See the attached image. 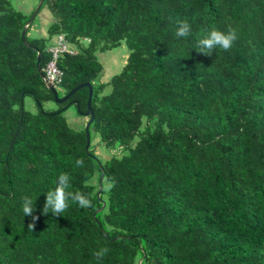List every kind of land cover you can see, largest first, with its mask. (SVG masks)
Masks as SVG:
<instances>
[{"label":"trees","instance_id":"16d2710c","mask_svg":"<svg viewBox=\"0 0 264 264\" xmlns=\"http://www.w3.org/2000/svg\"><path fill=\"white\" fill-rule=\"evenodd\" d=\"M44 9L46 35L32 37L34 21L27 46L33 13L0 0V264H264V0H45ZM181 21L192 26L186 39L174 35ZM229 26L230 50L199 52L200 39ZM61 36L75 54L58 61V92L93 84L96 158L66 104L51 109L37 69L38 51L44 71ZM123 44L125 66L102 83L99 54ZM88 98L84 88L69 101L87 123ZM65 173L67 191L91 207L70 200L45 215ZM103 174L114 186L98 197Z\"/></svg>","mask_w":264,"mask_h":264},{"label":"clouds","instance_id":"9594fccd","mask_svg":"<svg viewBox=\"0 0 264 264\" xmlns=\"http://www.w3.org/2000/svg\"><path fill=\"white\" fill-rule=\"evenodd\" d=\"M192 26L187 21H181L178 23L175 37L177 39L187 38L191 35ZM238 39L237 32L234 28L228 27L227 31H221L217 29L211 30L207 36L200 39L197 42L196 47L199 48V52L204 55H211V53L217 49H223L225 51L230 50L233 47L234 42ZM77 167H83L84 161L77 160ZM71 178L68 174H61L57 179V184L54 190L49 191L46 194V201L43 208V213L47 215L49 210H51L52 215L60 216L61 213L65 212L69 208V201H73L78 204L80 208L91 207V200L89 195L83 192H70L67 189L71 186ZM114 186V180L105 178L103 190L105 192L111 191ZM33 200L30 197L25 196L23 198L22 209L25 216H32L34 212ZM35 220L36 217H33ZM33 224L29 225L32 229ZM108 252L107 248L100 249L94 253V256L99 260L104 257Z\"/></svg>","mask_w":264,"mask_h":264},{"label":"rangeland","instance_id":"374dc122","mask_svg":"<svg viewBox=\"0 0 264 264\" xmlns=\"http://www.w3.org/2000/svg\"><path fill=\"white\" fill-rule=\"evenodd\" d=\"M12 2V5L15 9L22 11L26 14L34 13L36 10L39 1L40 0H10ZM51 17L50 13L48 11L42 10L39 14V16L36 18L34 26L32 27L31 34L32 37L37 36H44L46 35V29L48 27V23ZM48 17V18H47ZM129 55V50L125 44H123L121 47L105 52L103 54H99V59L101 63L104 66L103 73L100 75V79L102 83H109L111 78H113L115 75L121 73L123 67L125 66L127 62V58ZM58 91L60 94H64V89H61V87L57 86ZM111 90V87L108 86L106 89V93H108ZM26 105L27 109L35 111V103L32 99L27 98L26 99ZM51 109H57L58 104L56 103H50L49 104ZM64 112V116L67 118L70 127L76 129H85L87 123V118L85 116H82L78 113V110L72 106L69 109H66ZM95 153L100 158H103V160H106L110 158L111 154L109 151L104 147H96Z\"/></svg>","mask_w":264,"mask_h":264},{"label":"water","instance_id":"95a60500","mask_svg":"<svg viewBox=\"0 0 264 264\" xmlns=\"http://www.w3.org/2000/svg\"><path fill=\"white\" fill-rule=\"evenodd\" d=\"M45 0H40L39 4L36 8V10L34 11V13L32 14L31 18L29 19V21L27 22V24L25 25L23 31H22V40L24 41V43L27 46H30L27 41H26V34H27V30L29 29V27L31 26V24L36 20V18L39 16L40 11L42 9V6L44 4ZM41 62H42V52L38 51V57H37V69L38 72L43 80V82L45 83V85L50 89V91L52 92V94L54 95V99H55V103L58 105H65L66 106L63 108V111H65L66 109H69L70 107H72L73 105H77L79 106L77 101H72L69 102L70 99L80 90L87 88L89 89V98H88V103H87V107H88V111L86 113L87 117H90V120L88 121V124L86 126V130H85V134H86V138H87V146H86V152L90 154V149H91V136H90V127L92 125V123L95 120V116H94V112L92 110V99H93V95H94V86L92 83H85V84H81L79 85L77 88L73 89L72 91H70L68 94L64 95V96H60L57 88L50 83L47 78L46 75L44 74L43 69L41 68ZM92 156V155H91ZM93 158H96L95 156H92ZM104 177L105 174L102 175L100 182H99V186H100V192L98 197H100L101 195V191L103 188V181H104ZM105 207V203L103 204V207L101 209H99L97 211L96 214H98L99 212H101ZM142 262V260L140 261V263Z\"/></svg>","mask_w":264,"mask_h":264},{"label":"built area","instance_id":"2783aa9c","mask_svg":"<svg viewBox=\"0 0 264 264\" xmlns=\"http://www.w3.org/2000/svg\"><path fill=\"white\" fill-rule=\"evenodd\" d=\"M52 58L47 64L44 73L47 80L52 83L56 88L64 77V72L58 67L60 57L66 53L75 54L71 46L67 43L64 37H58L56 42L48 49Z\"/></svg>","mask_w":264,"mask_h":264},{"label":"crops","instance_id":"0c3cea01","mask_svg":"<svg viewBox=\"0 0 264 264\" xmlns=\"http://www.w3.org/2000/svg\"><path fill=\"white\" fill-rule=\"evenodd\" d=\"M47 16H48V15H47ZM48 17H50V16H48ZM48 17H47V18H48ZM48 20L50 21V20H51V17H50V19L48 18ZM55 42H56V40H55Z\"/></svg>","mask_w":264,"mask_h":264}]
</instances>
